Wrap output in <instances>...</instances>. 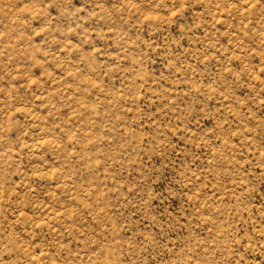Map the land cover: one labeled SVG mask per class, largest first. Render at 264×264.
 I'll return each mask as SVG.
<instances>
[{
  "label": "rangeland",
  "instance_id": "1",
  "mask_svg": "<svg viewBox=\"0 0 264 264\" xmlns=\"http://www.w3.org/2000/svg\"><path fill=\"white\" fill-rule=\"evenodd\" d=\"M0 264H264V0H0Z\"/></svg>",
  "mask_w": 264,
  "mask_h": 264
}]
</instances>
